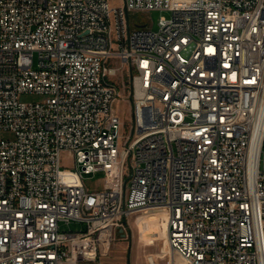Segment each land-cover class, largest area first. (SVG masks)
I'll return each mask as SVG.
<instances>
[{
	"label": "built area",
	"instance_id": "obj_1",
	"mask_svg": "<svg viewBox=\"0 0 264 264\" xmlns=\"http://www.w3.org/2000/svg\"><path fill=\"white\" fill-rule=\"evenodd\" d=\"M0 132V264H103L149 211L170 264H264V0H0Z\"/></svg>",
	"mask_w": 264,
	"mask_h": 264
},
{
	"label": "rangeland",
	"instance_id": "obj_2",
	"mask_svg": "<svg viewBox=\"0 0 264 264\" xmlns=\"http://www.w3.org/2000/svg\"><path fill=\"white\" fill-rule=\"evenodd\" d=\"M108 2L112 7L124 6V0H108ZM163 16L168 17L169 14L165 11H152L145 14H138L135 21L141 22L143 20H150L152 21L153 29L157 30L159 21ZM125 86L126 91H124V97L128 99H119L114 103V109L121 117L123 122L121 129V134L123 136L129 134V126L132 120V103L129 98L131 88L129 85V80L126 81ZM21 100L27 103L40 102L43 100V97L35 93H28L22 95ZM12 137L13 135L9 132H0V139H10ZM62 165L68 169H72L74 167L73 159L69 154L63 155ZM104 179L105 174L103 172H98L94 176H86L85 183L90 189H103ZM149 212L154 213L152 217L147 218L143 217V215H139L136 220L138 222V226L134 228L129 226L126 233L124 234L133 244V249H137L138 251V264H170V249L169 246L167 248V245L164 241V235L159 227L160 222L162 221V214L154 211ZM61 228L66 231L69 229L76 230L78 225L75 223H72L69 226L62 224ZM120 234L122 233L117 234V240L120 239ZM166 251H168V255L167 257H164L163 255L166 253ZM176 261L177 264H186L179 258H176Z\"/></svg>",
	"mask_w": 264,
	"mask_h": 264
},
{
	"label": "crops",
	"instance_id": "obj_3",
	"mask_svg": "<svg viewBox=\"0 0 264 264\" xmlns=\"http://www.w3.org/2000/svg\"><path fill=\"white\" fill-rule=\"evenodd\" d=\"M154 213L143 212L131 218L129 224L131 228L138 226L137 217L143 215V217H152ZM160 230L164 235L162 221L160 222ZM101 261L103 264H138V251L133 249V244L129 241L128 237L124 234H120V239L117 240L112 247L101 255Z\"/></svg>",
	"mask_w": 264,
	"mask_h": 264
},
{
	"label": "bare ground",
	"instance_id": "obj_4",
	"mask_svg": "<svg viewBox=\"0 0 264 264\" xmlns=\"http://www.w3.org/2000/svg\"><path fill=\"white\" fill-rule=\"evenodd\" d=\"M152 110H153V103H144L143 113H150V111ZM161 218H162V225H163V230H164V241L168 248L169 245L167 241V224H166L164 216L161 215ZM167 255H168V251H166V253L163 256L167 257Z\"/></svg>",
	"mask_w": 264,
	"mask_h": 264
}]
</instances>
